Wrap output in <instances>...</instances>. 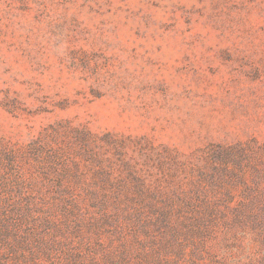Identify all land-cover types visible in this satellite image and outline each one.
I'll return each mask as SVG.
<instances>
[{
    "label": "rangeland",
    "instance_id": "obj_1",
    "mask_svg": "<svg viewBox=\"0 0 264 264\" xmlns=\"http://www.w3.org/2000/svg\"><path fill=\"white\" fill-rule=\"evenodd\" d=\"M0 264H264V0H0Z\"/></svg>",
    "mask_w": 264,
    "mask_h": 264
}]
</instances>
